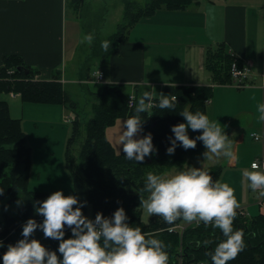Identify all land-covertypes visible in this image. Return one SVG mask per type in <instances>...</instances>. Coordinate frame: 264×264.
I'll use <instances>...</instances> for the list:
<instances>
[{
	"label": "trees",
	"instance_id": "trees-1",
	"mask_svg": "<svg viewBox=\"0 0 264 264\" xmlns=\"http://www.w3.org/2000/svg\"><path fill=\"white\" fill-rule=\"evenodd\" d=\"M83 0H67V6L75 11L81 6ZM199 0H145L143 4L134 0H122L123 16L114 33L107 37L112 41L105 53L98 56L96 51L89 57L105 58L118 44L128 39L130 28L142 17L150 16L157 10L182 11L187 10ZM236 62L239 67L242 62L233 56L222 42L210 44L204 52V68L207 72L211 85H167L164 94L177 97L175 109L159 108V98H153L157 103L145 113H141L143 135L147 132L153 134V143L158 151L147 156L144 161L136 162L125 158L124 152H117L106 137L107 127L113 125L118 118L129 117L135 114L138 100L135 96L133 106H129V94L120 84L106 83L100 92H91L95 102L92 105V116L84 123H80L78 115L72 122L71 136L67 141L66 163L73 171L74 195L80 200H86L90 205L92 218L97 212L111 215L118 207L123 206L130 217L133 226H139L144 231H152L167 245L169 264H212L209 252L216 244L225 237L219 228L211 224L189 225L182 233L169 231V228L181 223L178 219L168 224L162 217L153 214L148 223L141 219L142 207H140L139 190L143 188L146 174L149 171L164 172L171 168H183L186 158L199 156L204 148L202 141H197L195 148L185 150L177 147L174 154H168L166 149L170 146L169 136L173 125L184 122V117L179 113L185 103L191 104V110H200L205 113L207 100L213 95V85L231 83V65ZM21 67V70H17ZM89 68V67H88ZM84 78L91 80L90 71ZM39 72L24 64L18 55H7L0 66V94L13 93L24 102L62 105L69 110L76 108L78 103L72 100L65 91L60 79V71H57L52 80H35ZM200 131L189 129L190 137H195ZM78 141V170L73 169L74 147ZM30 149L26 145L25 134L19 119L10 117L7 102L0 100V187L4 193L0 195V240L5 247L0 248V264L2 255L7 251L8 244H14L23 238L22 226L28 218L34 217L42 221L43 216L35 209L39 202L46 199L50 194L33 192L29 190ZM214 179L219 178L220 166L207 167ZM23 194L24 201L14 215L4 212V209L17 196ZM146 196V193H142ZM86 205V206H87ZM85 206V207H86ZM75 207V206H74ZM247 227L245 246L234 259L227 264H264V215H245L237 209V215L233 225L237 229ZM249 226V225H248ZM71 235L70 231L66 233ZM30 239L35 238L49 249H57L58 241L45 237L43 231L35 230ZM207 242V243H205ZM184 244V246H182ZM253 244H258L256 247ZM181 247V251L180 248ZM61 255L62 254H59Z\"/></svg>",
	"mask_w": 264,
	"mask_h": 264
},
{
	"label": "crops",
	"instance_id": "crops-1",
	"mask_svg": "<svg viewBox=\"0 0 264 264\" xmlns=\"http://www.w3.org/2000/svg\"><path fill=\"white\" fill-rule=\"evenodd\" d=\"M67 8V0H0V66L5 56L18 55L25 65L39 72V80H50L61 72ZM76 18L73 27L78 32L81 24ZM220 42L242 64H252L245 87L212 84L213 95L207 100V114L225 125V131L239 143L237 159L231 163L223 156L205 160L204 146L198 167L220 166L218 179L232 181L242 193L250 189L244 174L250 170V162L264 158V140L251 136L264 134V120L259 119L258 111V104L264 103V0H199L187 10H157L132 26L128 39L105 60L94 61L102 66L103 70L98 67L93 71H102L103 81H80L89 83L94 92H100L106 83L120 84L124 90L129 85L131 89L125 91L137 100L145 90L159 94L167 85H211L204 52L208 45ZM61 81L68 84L64 72ZM60 106L63 112L65 107ZM123 121L106 130L117 152H123L122 145L111 133L120 134ZM246 195L238 197L239 207H248L252 213L260 205L264 213V204H256L249 193Z\"/></svg>",
	"mask_w": 264,
	"mask_h": 264
},
{
	"label": "clouds",
	"instance_id": "clouds-1",
	"mask_svg": "<svg viewBox=\"0 0 264 264\" xmlns=\"http://www.w3.org/2000/svg\"><path fill=\"white\" fill-rule=\"evenodd\" d=\"M94 39L93 33H84L81 43L91 44ZM101 46L107 50L112 47V41L104 40ZM155 95L159 96V108L177 107L175 95L145 90L138 97L135 114L122 122L118 137L128 160L142 162L158 151L151 132L138 136L145 122L141 113L151 110L157 103L153 100ZM258 111L259 119L264 120V103L258 104ZM179 114L184 117V122L172 126L174 135L169 136L168 154H174L177 147L195 148L197 141H202L206 149L202 153L205 160L223 156L231 163L237 159L236 145L239 143L233 135L229 136L226 126H221L218 119H211L200 110L192 111L190 103H185ZM189 129L202 131L190 137ZM252 169L256 170H245L244 173L249 187L253 191L260 189L258 194L264 197V170H260L255 161ZM3 193L4 188L0 187V195ZM139 194V206L150 215L162 217L168 224L183 219L202 221L219 228L225 238L209 252L212 264H227L244 248V230H234L233 225L239 208L235 189L225 181L214 179L209 169L188 166L175 173L149 171ZM86 205V200H80L77 195H65L62 189L52 192L35 209L43 220L28 218L22 226L23 238L7 245L2 264H169L165 242L152 231L134 227L123 206L110 216L97 212L90 218L83 212ZM37 229L42 230L45 237L57 240V249H49L40 240L30 239ZM69 231L71 235L66 238ZM3 247L4 242L0 240V248Z\"/></svg>",
	"mask_w": 264,
	"mask_h": 264
},
{
	"label": "rangeland",
	"instance_id": "rangeland-1",
	"mask_svg": "<svg viewBox=\"0 0 264 264\" xmlns=\"http://www.w3.org/2000/svg\"><path fill=\"white\" fill-rule=\"evenodd\" d=\"M134 1L141 4L145 2V0ZM123 7L122 0H83L77 11L69 7L67 8V24L63 34L65 58L64 64L59 68V70H61V73H65V76L69 81L68 84H64V82L62 83L60 74L59 82L64 84V89L68 93L69 97L78 103L76 108H71L70 110L65 108V110L63 109L64 111L61 112L60 110L62 109L60 105L24 102L17 94H0V100L7 102L10 117L19 119L22 130L25 134L26 145L30 149L29 190L33 192L51 194L56 190L62 189L65 195L75 194L73 186V171L69 169L66 163L67 141L71 136L72 122L76 119V116L78 115L80 123H84L90 119L93 114L92 105L95 100L91 92L94 93V91H92L91 87L88 86L89 83L87 85L86 82L89 80L84 78V75L88 67V72L93 71L99 67L100 63H94V61L98 59L97 57L89 56L93 53V51H96L98 56H101L106 52V50L101 46V42L107 40V37L115 32L116 26L121 22L123 16ZM75 15L77 17L76 23L79 21L78 25L81 24V28L80 26L78 27V32L77 30L75 31L73 27V24L75 23ZM103 22L105 25L102 27L101 24H103ZM88 32L94 34V41L91 44L88 42L81 43L82 35ZM99 68L102 69V66ZM37 76L38 74L34 77L35 80H39L37 79ZM91 76V80L99 82L103 81V77L101 80H96L94 78L95 76ZM80 80H84L86 82ZM82 82L84 84H81ZM130 89L129 85H125V90L129 91ZM125 118L127 117L118 118L116 122L107 127V129L121 123V121H123L122 119ZM111 135L114 139L119 137V133H111ZM78 145V141H76L72 146L75 148L73 151L74 159L72 164L73 169L77 172V174H80L77 160ZM199 156H188L183 168H187L188 166L198 167L200 161L198 158ZM180 169L181 168L174 167L167 170V172L175 173ZM227 183L234 187L237 200L240 194L245 193L244 198H246V194L249 193L252 199L254 198L256 204H264L263 199L260 201L261 196H259L258 193L250 189L241 193L238 188L234 186L232 181H228ZM23 201V194H19L15 202L9 204V206L4 209V212L9 215H14L19 210ZM255 207L256 210L254 209L252 213L249 212L250 210L248 207L239 208H244L246 213L244 211H242V213L244 212V214L249 217L264 214L260 205H256ZM83 212L85 215L92 218L90 205L84 207ZM152 215L153 214L150 215L147 213V210L142 207L141 219L144 223H148ZM1 218L2 217L0 216V220ZM199 223H202V221L187 222L182 219L181 223L178 225H184L186 228L189 225ZM248 225H245L242 228L244 230V237L245 235L247 236L248 232H250L247 231V227L250 228V224ZM185 228L181 230L176 227L174 231L182 233ZM1 229L2 225H0V230ZM235 229L236 228L234 227V230ZM253 245L259 247L258 244ZM182 246H184V244H182ZM179 248V251H181V247Z\"/></svg>",
	"mask_w": 264,
	"mask_h": 264
},
{
	"label": "built area",
	"instance_id": "built-area-1",
	"mask_svg": "<svg viewBox=\"0 0 264 264\" xmlns=\"http://www.w3.org/2000/svg\"><path fill=\"white\" fill-rule=\"evenodd\" d=\"M230 72H231L232 84L237 88L245 87L247 85L248 76H249V74L252 73V64L250 62H245L244 64H242L241 67H239V65L236 62H234L231 65ZM92 75L95 76L94 78L96 80H101L103 77V73L101 71H95L92 73ZM134 101H135V96L129 95V99H128L129 106H133ZM251 136L253 137L254 140H261V141L264 140V134L259 135L256 133H252ZM253 161H255L260 166V170H264V158H255L254 160H252L250 162V165H249L250 170H256V169H252ZM259 191H260V189H257L254 192L259 193ZM262 199H263V197L261 196L260 201ZM239 209L241 211H243V209H241V208H239ZM176 227L180 228L181 230H183L185 228L184 225H178L175 227H170L169 231L175 230ZM200 264H202V263H200Z\"/></svg>",
	"mask_w": 264,
	"mask_h": 264
},
{
	"label": "water",
	"instance_id": "water-1",
	"mask_svg": "<svg viewBox=\"0 0 264 264\" xmlns=\"http://www.w3.org/2000/svg\"><path fill=\"white\" fill-rule=\"evenodd\" d=\"M17 70H19V71H20V70H21V67H18V68H17Z\"/></svg>",
	"mask_w": 264,
	"mask_h": 264
}]
</instances>
